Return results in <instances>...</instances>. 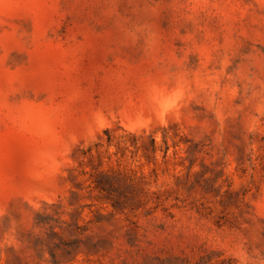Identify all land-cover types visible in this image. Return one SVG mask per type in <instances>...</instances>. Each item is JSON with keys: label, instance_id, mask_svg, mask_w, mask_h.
Instances as JSON below:
<instances>
[{"label": "rangeland", "instance_id": "1", "mask_svg": "<svg viewBox=\"0 0 264 264\" xmlns=\"http://www.w3.org/2000/svg\"><path fill=\"white\" fill-rule=\"evenodd\" d=\"M0 264H264V0H0Z\"/></svg>", "mask_w": 264, "mask_h": 264}]
</instances>
